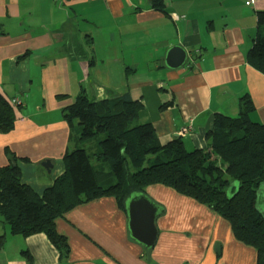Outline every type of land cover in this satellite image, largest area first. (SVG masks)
Returning <instances> with one entry per match:
<instances>
[{
	"label": "crops",
	"instance_id": "0c3cea01",
	"mask_svg": "<svg viewBox=\"0 0 264 264\" xmlns=\"http://www.w3.org/2000/svg\"><path fill=\"white\" fill-rule=\"evenodd\" d=\"M163 2L154 11L148 0H0V94L21 102L10 105L13 129L0 134V167L8 149L25 159L23 183L39 194L51 186L64 154L85 148L62 117L82 90L94 102L140 100V121L159 141L181 137L190 150L206 148L213 116H237L244 95L250 119L264 124V77L246 59L264 0ZM173 46L186 52L178 69L165 65ZM144 194L162 210L150 251L130 237L116 199L104 196L55 221L69 244L66 260L44 234L11 235L0 219V264H256V250L209 208L162 185Z\"/></svg>",
	"mask_w": 264,
	"mask_h": 264
},
{
	"label": "trees",
	"instance_id": "16d2710c",
	"mask_svg": "<svg viewBox=\"0 0 264 264\" xmlns=\"http://www.w3.org/2000/svg\"><path fill=\"white\" fill-rule=\"evenodd\" d=\"M148 1L152 10L164 11L163 0ZM256 26L246 59L264 77V10L256 12ZM253 111L244 95L237 116H213L206 148L187 150L181 137L161 143L153 126L140 121V100L122 95L94 102L82 90L62 117L70 131L78 130L83 145L95 143L94 152L86 147L67 151L63 174L39 194L21 181L18 162L25 159L5 149L0 219L11 235L44 234L59 260H66L70 248L55 229L58 218L104 196L114 197L127 215L129 196L162 185L225 219L235 239L256 250V264H264V216L257 208L258 190L264 186V124L250 119ZM14 123V111L0 94V134L11 132ZM3 241L1 236L0 248Z\"/></svg>",
	"mask_w": 264,
	"mask_h": 264
},
{
	"label": "water",
	"instance_id": "95a60500",
	"mask_svg": "<svg viewBox=\"0 0 264 264\" xmlns=\"http://www.w3.org/2000/svg\"><path fill=\"white\" fill-rule=\"evenodd\" d=\"M185 60L184 49L180 46H173L166 54L165 65L170 69H178L184 65ZM126 211L130 237L144 249H151L158 236L157 215L162 210L159 211L158 206L145 194H135L128 197Z\"/></svg>",
	"mask_w": 264,
	"mask_h": 264
},
{
	"label": "rangeland",
	"instance_id": "374dc122",
	"mask_svg": "<svg viewBox=\"0 0 264 264\" xmlns=\"http://www.w3.org/2000/svg\"><path fill=\"white\" fill-rule=\"evenodd\" d=\"M94 141L97 143V139H94ZM92 145L94 146L95 143L94 142H91ZM85 147H86V150H88V152H94V148L91 144H84ZM87 145V146H86ZM92 147V149H91ZM187 150H190V147H186ZM95 163V160L92 159L91 161V164H94ZM257 208L259 210V212L264 216V188H259L258 190V197H257Z\"/></svg>",
	"mask_w": 264,
	"mask_h": 264
},
{
	"label": "built area",
	"instance_id": "2783aa9c",
	"mask_svg": "<svg viewBox=\"0 0 264 264\" xmlns=\"http://www.w3.org/2000/svg\"><path fill=\"white\" fill-rule=\"evenodd\" d=\"M255 2H256V0H245V5H246V6H253V5L255 4ZM10 105H12V106H14L15 108H17V107H20L21 102H20V100H19L18 98H14V99H12V100L10 101ZM187 130H188V129H187L186 127L183 128V129L180 131V134L182 135V134L186 133Z\"/></svg>",
	"mask_w": 264,
	"mask_h": 264
}]
</instances>
